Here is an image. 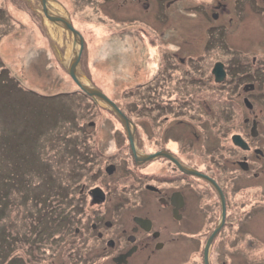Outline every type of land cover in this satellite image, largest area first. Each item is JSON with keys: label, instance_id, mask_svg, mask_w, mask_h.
<instances>
[{"label": "rangeland", "instance_id": "obj_1", "mask_svg": "<svg viewBox=\"0 0 264 264\" xmlns=\"http://www.w3.org/2000/svg\"><path fill=\"white\" fill-rule=\"evenodd\" d=\"M38 1L31 0L36 11H39ZM62 1L73 12V22L85 39L80 70L106 94L111 95L129 114L133 123L144 122L141 111L144 100L140 97L143 92L197 90L195 79L191 77L205 71L206 60L209 61L206 71L216 60H222L230 71L227 82L232 84L242 71L250 69V64L240 61L252 57L253 53L250 51H256V55L258 51L264 52V18L258 13V10L263 12L264 7L254 5L253 0H238L241 3L235 7L234 19L229 21L222 19L225 16L213 20L208 12L205 13L208 7L205 1L209 0H180L178 17L170 14L160 17L148 15L145 18L129 2L117 9L118 2L122 0H84L81 4L78 0ZM103 1L106 3V11L101 10L98 5ZM51 4L54 9L60 8L56 1ZM77 5L80 6L78 9ZM200 7L203 8L199 10ZM62 11L59 14L65 13V17H71L63 9ZM23 13L14 8L10 0H0V240L5 238L2 240L8 244L12 243V238L19 237L15 241H18L17 246L20 248L15 249L11 257L25 254L23 233L27 232L31 221L37 222L39 214L33 192L37 186L25 183L23 186L12 187L7 182L18 181L29 169L40 171L41 176L49 182L51 168L54 171L53 176L50 174L51 181L54 182L53 178L56 177V186L61 184L60 186L67 187V193L77 187L69 196L75 204L82 185L91 181L86 162H92L90 165L94 163L89 155L82 157V153L91 149H83L84 145H91L93 140L100 141L103 146L100 149L108 150L110 135L113 134L109 130L113 129L112 126L121 128V122L104 109L103 105L96 101L93 103L85 92L80 93L82 90L73 82L65 64L62 61L59 63L57 48L62 54L67 55L68 50L72 53L73 36L70 32L63 25L54 24L46 17H42L41 23L34 14ZM132 16L141 18L134 20ZM155 20L158 25L154 24ZM52 25L57 27L59 39L52 36L49 29ZM250 35H254L253 41ZM203 53L206 56L197 61L189 59L191 55ZM229 55H233V58ZM237 57V61L233 60ZM262 57L264 59V53L260 55L259 61ZM180 59L186 62H181ZM137 60L138 64L134 65L133 62ZM202 61L204 65L199 64ZM147 66L155 67L154 71L139 76ZM211 92L213 98L208 102L213 111L211 109L208 119L214 129H217V124L223 125L226 118L220 111L221 106L223 107L220 102L225 92L221 89ZM156 101L148 100L151 108H157ZM192 106L197 112L200 111V100L197 99ZM167 112L172 110L162 111L163 114ZM149 115L150 121L147 123L150 130L155 132L153 134H157L159 129L161 133L164 127H168L167 121H158L159 114L156 110ZM210 121L205 122L207 128L212 127ZM90 122H94L92 124L98 125L100 129L93 127ZM182 123H172L168 134L171 136L175 129H179L180 136L184 137L193 126L185 123L181 129ZM170 136L163 138L164 140L158 138L157 143L147 144L148 150L172 145ZM171 138L174 139V136ZM184 144L182 142V147ZM115 149L117 157L114 160L125 157L124 150L119 153L120 150ZM183 150H186L185 147ZM159 163L152 168L160 167ZM83 167L87 179L83 176ZM133 170L134 167L122 161L119 173ZM213 180L219 183L216 179ZM209 182L215 187L211 180ZM256 188L254 191H244V232L240 229L235 231L240 216L239 211H236L238 204L229 208L234 211L230 212L228 229L223 234L217 233L219 244L215 264H264V179L260 180ZM6 190H9L7 194ZM26 198L33 201L26 203ZM64 202L65 200L61 203ZM58 211L53 209L51 212L55 214ZM51 226L55 227L53 224ZM59 227L61 228L60 225ZM198 229L196 227L194 230ZM183 237H179L178 247L185 248L184 252H188L187 247L192 246V241ZM9 247L11 246L6 245L4 249L8 250ZM4 249L0 246L1 253H8ZM180 251L175 254L177 260L183 258ZM214 256L213 254V262ZM197 257L194 264H204V260ZM32 264H35L34 261Z\"/></svg>", "mask_w": 264, "mask_h": 264}, {"label": "flooded vegetation", "instance_id": "obj_2", "mask_svg": "<svg viewBox=\"0 0 264 264\" xmlns=\"http://www.w3.org/2000/svg\"><path fill=\"white\" fill-rule=\"evenodd\" d=\"M10 1L14 8L24 12L23 14L32 13L28 11L32 10L34 17L37 16L42 23L44 13L40 0H37L39 11L32 6L31 1ZM54 1L62 4L66 13L71 16L69 18L72 24L75 25L74 14L69 10L68 5L62 0ZM83 1L78 0V3L81 4ZM100 2L98 4L100 9L106 11L105 1L101 5ZM127 2L138 9L137 11H140L144 18L148 15L151 17L180 15L178 8L180 0H122L118 2L117 9H121ZM205 3L208 5L205 13L208 12L213 20L225 16L222 19L229 21L234 19L235 7L241 2L209 0ZM253 4L264 7V0H253ZM79 7L77 5V9ZM202 8L200 7L199 10ZM260 11L258 10V13L264 18V11ZM132 18L136 20L141 17L132 16ZM154 24L158 25V22L155 20ZM74 27L81 32L76 25ZM142 30L141 33L144 34ZM250 36L253 41L254 35ZM262 42L264 44V39ZM250 52L253 53L252 57H248L250 60L244 58L240 61L250 64V69L247 68L246 72L242 71L232 84H229L230 81L227 82L230 71L222 60L215 61L223 65L224 74L219 80L214 73L216 63L210 65L206 71L209 62L206 60L207 65L205 64L206 68L204 67L206 72L191 77L195 79L197 90L172 93L143 92L140 97L144 100V108L141 109L144 122L134 123L135 143L144 155L160 152L162 155L143 159L138 163L122 123L121 128L112 126L113 129L109 130L113 131V134L110 135L108 150L100 149L103 147L100 141L93 140L95 144H85L83 149H91L82 153V157L89 155L94 162L92 165H90L92 162H86L89 165L87 166L88 173H91H89L91 181L82 185L75 204H66L65 209L62 210L61 218L66 222L64 232L57 230L58 225L51 227L38 223V235H31L29 230L32 232L31 228L35 225L33 223L27 234L23 236L25 254L11 257L12 252L20 248L17 246L18 241L13 242L12 251L4 249L6 245L3 244V251L8 253H1L3 260L1 264H32L33 261L35 264H177V261L178 264H194L198 259L197 256L206 264L205 247L220 223L222 201L218 191L207 179L183 170L180 164L188 169L198 170L219 182L226 201V216L219 234H223L228 229L230 222L228 218L234 211L229 208L234 204H238L239 208L236 211L240 214L235 231L240 229L244 232V191L256 190L260 180L264 179L263 57L259 61L260 55L264 52L258 51V55L256 51ZM205 56V53L191 55L189 59L197 61ZM229 57L233 58V55ZM233 60L237 61L238 57ZM180 61L186 62L184 59ZM203 63L204 61L199 64ZM214 89L225 92L220 102L223 105L220 111L224 117L226 115V118L223 125L217 124V129H214L208 119L212 109L208 100H212L211 91ZM197 99L200 100L201 105L198 112L192 106ZM148 100H157L155 104L158 105L157 108H151ZM164 109H171L172 112L163 114ZM154 110L159 114L158 121L168 122V127H164L161 133L159 129L157 134H153L155 132L150 130V125L147 123L150 121L149 113ZM227 112L228 114H225ZM126 115L129 117L128 113ZM207 120L211 122V128L206 127ZM131 121L133 122L132 119ZM175 122H183L181 129L185 123L193 128L184 137L180 136L179 129H175L170 136L168 129ZM91 125L100 129L98 125ZM167 136H170L172 145L148 150V145L152 142L157 143L158 138L164 140L163 138ZM172 136L174 139L171 138ZM237 136L239 143L236 142ZM182 142L185 143L183 146L185 151ZM115 148L120 150L119 153L124 150L125 157L114 160L117 157ZM167 153L170 155L166 156ZM122 161L134 167V170L119 173ZM158 162L160 167L152 168ZM85 168L83 167L82 172L84 170L83 176L86 177ZM196 227L199 229L195 231ZM182 235L192 241L190 243L192 246L187 247L188 252H184L185 248L178 247L177 241ZM16 238L19 239V237L13 239ZM218 244L216 235L210 246V264H215ZM179 251L183 256L181 260H177L175 256Z\"/></svg>", "mask_w": 264, "mask_h": 264}, {"label": "water", "instance_id": "obj_3", "mask_svg": "<svg viewBox=\"0 0 264 264\" xmlns=\"http://www.w3.org/2000/svg\"><path fill=\"white\" fill-rule=\"evenodd\" d=\"M41 4H42V11L44 13V16L51 22H53L54 24H58L60 26H64L65 30H68L70 32V34L73 36L72 39V53L69 57V59H66V62L64 60V58H62V52L60 49L58 50V54L59 57L61 59V61L65 64V67L68 71V73L71 75V77L73 78V80L75 81V83L88 95H90L91 97H93L96 101H98L101 105H103L106 108H109L111 110L114 111V113L119 117V119L121 120L122 124L124 125V128L127 132L128 138L130 139V143L132 146V150L133 153L135 155V158L137 160L138 163H140L141 161H143V159H151L154 158L158 155H162V152L160 153H155V154H149V155H144L143 153H140L137 145L135 143V125L134 123L130 120V118L120 109V107L116 104V102L114 100H112L108 95H106L103 91H101L98 87H96L91 81L90 79L87 77L86 74H84L81 70H80V66H81V57H82V53L84 50V46H85V39L82 35V33L77 30L69 16L65 17L64 14H59L60 12H58V10H55V12H53L50 7H51V3L49 2V0H40ZM64 55V54H63ZM214 73L216 74L217 80H219L220 78H222L224 72L223 69L221 67V64H216V67L214 69ZM238 136L236 137V142L239 143V141H237ZM170 155L169 153L166 154ZM173 160L177 161L174 157H172ZM180 167L189 172V173H194L197 176H201L204 177L205 179H208L209 181L211 180L212 183L215 185L218 193L220 194L221 197V201H222V205H223V214H222V220L220 222V224L218 225V227L215 229L213 235L210 237L207 245H206V254L208 252V248L210 246V243L213 239L214 234H217L220 229L221 226L224 223V218H225V198H224V194L222 192V189L220 188V186L212 179H210L209 176L199 172L198 170H195L193 168L188 169L184 166H182L180 164ZM207 264L208 261L206 260Z\"/></svg>", "mask_w": 264, "mask_h": 264}, {"label": "trees", "instance_id": "obj_4", "mask_svg": "<svg viewBox=\"0 0 264 264\" xmlns=\"http://www.w3.org/2000/svg\"><path fill=\"white\" fill-rule=\"evenodd\" d=\"M13 1L19 2L21 0H13ZM20 8L25 9L24 7H20ZM26 10H28V9H26ZM28 11L33 13V11L30 9ZM81 93L83 94V92H81ZM36 168H38V166ZM39 169H42V168H39ZM44 170L46 171L47 167L44 168ZM39 172L40 171L35 172V171H32L29 169V172H27L23 176H21L18 181L9 180L7 182V184L12 186V187H14L15 185H17V187L19 185L23 186V184H25V183H30V185L33 184V186H37V189L33 190V192H35V196H36L34 200L37 203V211L39 213H40V211H42V213L38 215L37 220L39 223L42 220H44L42 222V223H44L43 226L46 224V221L51 226V222L54 220V218L50 217V219H49V215L47 216V213L49 212L51 205L54 207V209H56L57 206L63 205V203H61L63 200H65V202H67L69 200V199H66L67 196L69 195V193L66 192L68 190V188L66 186H65L66 188H64L63 185L60 186L61 185L60 183H59L60 185L56 186V184L54 183L56 177L53 178L54 182L51 181L52 177L50 176V174L52 176L54 174V171L51 168H50V172L48 175L49 182H47L46 179L43 176H41V174ZM10 188L11 187H9V190H10ZM9 190H6L5 194H7V192ZM27 201H29V199L27 200V198H26L25 202L27 203ZM32 201H33V199H32ZM35 218H37V217H35ZM57 230H58V228H57Z\"/></svg>", "mask_w": 264, "mask_h": 264}, {"label": "bare ground", "instance_id": "obj_5", "mask_svg": "<svg viewBox=\"0 0 264 264\" xmlns=\"http://www.w3.org/2000/svg\"><path fill=\"white\" fill-rule=\"evenodd\" d=\"M212 1H214V2H218V0H212ZM228 2L229 3H233L234 2V0H228ZM59 10L60 11H62V9L61 8H59ZM219 13H220V11H219ZM221 14V13H220ZM221 18V17H220ZM180 21V20H179ZM49 29L51 30V34H52V36L54 37V38H58L59 39V32H58V30H57V27L56 26H49ZM59 29V28H58ZM70 50H68L66 53H67V55L66 54H62V58H64V60L66 61V59H69V57H70V55H71V52H69ZM69 52V53H68ZM114 63V62H113ZM126 63H128V64H130V62H126ZM134 63V65L135 64H138V60L136 61V62H133ZM114 66H117V63H114ZM122 68H123V66H122ZM149 69H150V71H149ZM154 69H155V67H148L147 66V68L146 69H142V71L140 72V74H144V73H149L150 72V74H151V71H154ZM124 71H127V69L126 68H124Z\"/></svg>", "mask_w": 264, "mask_h": 264}]
</instances>
